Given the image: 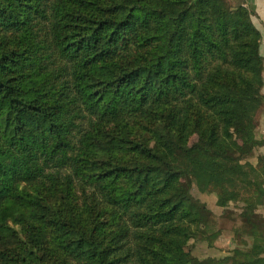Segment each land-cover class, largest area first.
Returning <instances> with one entry per match:
<instances>
[{"label":"trees","instance_id":"1","mask_svg":"<svg viewBox=\"0 0 264 264\" xmlns=\"http://www.w3.org/2000/svg\"><path fill=\"white\" fill-rule=\"evenodd\" d=\"M253 16L224 0H0V264L262 262ZM193 185L252 225L251 248L187 251L220 233Z\"/></svg>","mask_w":264,"mask_h":264},{"label":"crops","instance_id":"2","mask_svg":"<svg viewBox=\"0 0 264 264\" xmlns=\"http://www.w3.org/2000/svg\"><path fill=\"white\" fill-rule=\"evenodd\" d=\"M260 15L264 17V9L260 11ZM264 21V18H262ZM264 23V22H263ZM261 33L262 36V44L261 49L262 51V45L264 44V35ZM263 76H264V68H263ZM262 95L264 96V87L262 89ZM257 128H256V135L259 140H262L264 142V109L261 110L257 116ZM264 157V145L259 147L255 152V158L252 159V163H256L257 157ZM213 204L208 203L209 207L208 209L218 218V227L216 231H219V235L217 237L216 241V247H217V255H214L212 253V247H206V251L209 253V255L206 256V258H212L214 257L216 259H226L231 255V251L234 249H248L252 247L253 237L256 233L252 236V225L246 226L245 222H241L237 217L234 216V221L230 220L229 214L223 215L224 210L217 207L215 205V201L212 200ZM207 203V202H206ZM256 215L258 217V235L259 240L261 242L257 241V245H259V250H264V203L262 206L258 207L256 210ZM227 221V222H225ZM238 221V222H237ZM211 249V250H210ZM261 258H264V254L260 256ZM259 264H264V260L262 262H259Z\"/></svg>","mask_w":264,"mask_h":264},{"label":"rangeland","instance_id":"3","mask_svg":"<svg viewBox=\"0 0 264 264\" xmlns=\"http://www.w3.org/2000/svg\"><path fill=\"white\" fill-rule=\"evenodd\" d=\"M224 1L227 3L228 6H231V7H234L235 5L240 4V3H244L248 7V9L254 13V16L252 17L253 24L264 35V23H263L264 21L262 20V18H264V17L262 15H260V11L264 9V0H224ZM261 44H262V41H261ZM260 52H261V56L263 58V67H264V44L262 45V51H260ZM256 121H257V119H256ZM195 141H196V137L193 136L190 139L189 144H191ZM191 194L195 199L201 201L202 203L207 202V203H205L207 205V207H209L208 203L213 204L212 200H214V196H212V195L209 196L208 194L202 195L201 193H199V191L197 190L195 185L192 186ZM229 209H230V213L238 214V207L237 206L231 205ZM214 219L213 220L211 219V222H213V223L215 222L214 229H217V227H218L217 222H220V221H218V218L216 216ZM225 222H227V221H225ZM198 236H199L198 237L199 239L189 241L188 246H187V251H189L192 254V256H194L195 258H198L201 260L207 259L206 256L209 255V253L206 251V247H205V246H207V243L203 242L205 238L202 237V235L200 236L198 234ZM216 241L217 240H215V242H213L212 250L210 249L212 251V253H214V255H217V250H216L217 247L215 246ZM214 259H216V258L214 257Z\"/></svg>","mask_w":264,"mask_h":264}]
</instances>
